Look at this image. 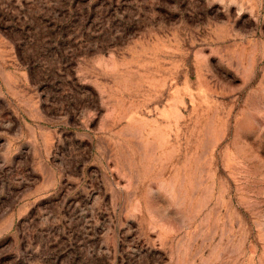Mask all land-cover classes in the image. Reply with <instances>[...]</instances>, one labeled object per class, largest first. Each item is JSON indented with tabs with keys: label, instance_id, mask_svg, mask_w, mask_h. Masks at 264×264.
<instances>
[{
	"label": "rangeland",
	"instance_id": "374dc122",
	"mask_svg": "<svg viewBox=\"0 0 264 264\" xmlns=\"http://www.w3.org/2000/svg\"><path fill=\"white\" fill-rule=\"evenodd\" d=\"M0 264H264V0H0Z\"/></svg>",
	"mask_w": 264,
	"mask_h": 264
}]
</instances>
